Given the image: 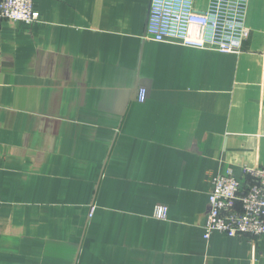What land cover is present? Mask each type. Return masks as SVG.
<instances>
[{"label":"crops","instance_id":"0c3cea01","mask_svg":"<svg viewBox=\"0 0 264 264\" xmlns=\"http://www.w3.org/2000/svg\"><path fill=\"white\" fill-rule=\"evenodd\" d=\"M149 5L0 19V264H264V238L203 239L211 178L264 168V0L238 54L148 40Z\"/></svg>","mask_w":264,"mask_h":264},{"label":"built area","instance_id":"2783aa9c","mask_svg":"<svg viewBox=\"0 0 264 264\" xmlns=\"http://www.w3.org/2000/svg\"><path fill=\"white\" fill-rule=\"evenodd\" d=\"M195 1L150 0L145 37L195 50L240 53L250 34L245 22L248 0H207L204 11L196 8ZM38 18L34 0H0V19L34 24ZM145 96L140 88L138 101L144 102ZM242 175L243 184L231 171L211 178L204 240L214 232L230 238H264V168L244 167ZM166 215V208L155 209L157 219Z\"/></svg>","mask_w":264,"mask_h":264}]
</instances>
